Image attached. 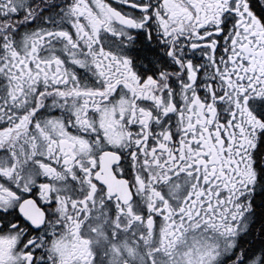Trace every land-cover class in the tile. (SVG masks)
I'll return each instance as SVG.
<instances>
[{"label":"snow or ice","instance_id":"6c2138e0","mask_svg":"<svg viewBox=\"0 0 264 264\" xmlns=\"http://www.w3.org/2000/svg\"><path fill=\"white\" fill-rule=\"evenodd\" d=\"M0 264H264V0H0Z\"/></svg>","mask_w":264,"mask_h":264}]
</instances>
